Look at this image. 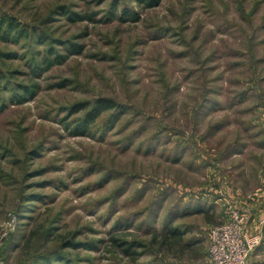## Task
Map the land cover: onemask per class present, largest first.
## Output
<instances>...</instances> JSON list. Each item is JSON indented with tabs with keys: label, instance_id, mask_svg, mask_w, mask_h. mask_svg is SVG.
<instances>
[{
	"label": "rangeland",
	"instance_id": "rangeland-1",
	"mask_svg": "<svg viewBox=\"0 0 264 264\" xmlns=\"http://www.w3.org/2000/svg\"><path fill=\"white\" fill-rule=\"evenodd\" d=\"M148 1L0 0V264H208L233 212L264 264V0Z\"/></svg>",
	"mask_w": 264,
	"mask_h": 264
},
{
	"label": "trees",
	"instance_id": "trees-1",
	"mask_svg": "<svg viewBox=\"0 0 264 264\" xmlns=\"http://www.w3.org/2000/svg\"><path fill=\"white\" fill-rule=\"evenodd\" d=\"M80 1H83V0H80ZM138 1L145 3V0H138ZM156 3L157 1L155 0H149L147 2V5L154 7ZM61 10H64L66 12V8H62ZM67 12L71 14V17L74 21H82L85 17V15L83 16L82 14L80 15L74 12L71 13L69 10H67ZM127 13L130 15L128 11L124 10V14H127ZM113 15H115L114 12H113ZM0 33L3 34L4 40L8 39L10 36L14 37L15 39H19V37H22V36L24 37L28 36V33L21 25L13 21V19L11 18H4V17H0ZM40 37L43 40L47 39V37H45V32H42ZM51 41L49 42L48 40L49 48L47 50V56L42 60L43 67H39V65H37V67H39L38 69L41 70L40 72H46L50 70L51 68H53L54 66L64 63L65 62L64 60L67 59V56L61 54L55 49L56 47L55 45H53V40ZM66 45H67L68 51L73 54H79L82 50V47L80 45H76L73 43L71 44L66 43ZM24 94L26 96L32 95V90L26 89L24 91ZM25 95L23 94L21 96L19 95L20 103H22L23 100L26 98ZM4 107L5 106H2L1 110H3ZM117 108L118 106L116 105L114 100L106 99V98L98 99L92 103H86V104L77 106L76 108L77 112H80L86 109V111L84 112V116L77 124L78 126L75 128V132L77 133V136L86 135L88 130L94 125V122L99 117H101L102 114L116 110ZM167 234L177 235V232L176 230H172V231L169 230ZM58 261H65V257L63 256L60 257V255H57L56 258L54 257L50 261H46L44 264H56L58 263Z\"/></svg>",
	"mask_w": 264,
	"mask_h": 264
},
{
	"label": "built area",
	"instance_id": "built-area-1",
	"mask_svg": "<svg viewBox=\"0 0 264 264\" xmlns=\"http://www.w3.org/2000/svg\"><path fill=\"white\" fill-rule=\"evenodd\" d=\"M246 218L233 212L231 215L232 222L217 226L210 231L211 244L208 264L247 263L251 249L258 245L261 240L257 238L250 240L245 235L243 228Z\"/></svg>",
	"mask_w": 264,
	"mask_h": 264
},
{
	"label": "bare ground",
	"instance_id": "bare-ground-1",
	"mask_svg": "<svg viewBox=\"0 0 264 264\" xmlns=\"http://www.w3.org/2000/svg\"><path fill=\"white\" fill-rule=\"evenodd\" d=\"M237 243H238V242H237ZM238 252L240 253V251H239V250H238ZM239 259H240V257H239ZM239 259H238V260H239Z\"/></svg>",
	"mask_w": 264,
	"mask_h": 264
}]
</instances>
